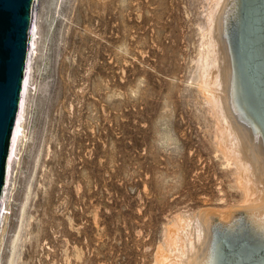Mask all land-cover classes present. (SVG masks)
<instances>
[{
  "label": "rangeland",
  "instance_id": "1",
  "mask_svg": "<svg viewBox=\"0 0 264 264\" xmlns=\"http://www.w3.org/2000/svg\"><path fill=\"white\" fill-rule=\"evenodd\" d=\"M215 2L34 0L35 43L3 199L0 264H165L172 253L180 257L179 248L171 246H183L180 239L191 234L193 219L201 211L213 208L218 217L262 194L263 184L251 165L239 155L237 162L230 147L225 150L238 140L222 131V123L214 124L217 114L210 100L217 87L201 84L206 55L210 72L217 69L218 46L208 39ZM229 21L235 22L232 14ZM213 127L222 128L221 133ZM214 159L220 160L218 165ZM245 183L253 188V196L244 193ZM175 229L180 234L169 241ZM246 238L240 243L251 239Z\"/></svg>",
  "mask_w": 264,
  "mask_h": 264
},
{
  "label": "bare ground",
  "instance_id": "2",
  "mask_svg": "<svg viewBox=\"0 0 264 264\" xmlns=\"http://www.w3.org/2000/svg\"><path fill=\"white\" fill-rule=\"evenodd\" d=\"M142 1V0H141ZM194 1V0H193ZM214 2V0H213ZM210 3V2H209ZM156 5V4H155ZM215 7L214 9L211 11L210 14V21L209 25H211V30L210 31L211 35L209 36L208 39L211 40V42H213V44L215 46H218V49H216L217 51V69L214 72H210V63H209V57L210 56H205V58H203L204 62H203V66H202V71H200L202 74V85H207L209 84V86H213V84L220 89L217 88H212L213 89V93H211V100L214 106V111L215 114H217V116H219V120H221L220 122L217 119V116L215 117V119L218 121H216V123L214 122L215 125H217L219 127V125H223L224 129L222 130V128H217L218 129V133H221L222 131H226L228 132V135H230V137L232 136V140L237 139L238 142L237 144H233L235 147L233 149V145L231 144V142H227L228 147L225 146V150L226 148H229L231 150H233L234 152H236L237 154H235L237 157V159H235L236 161L238 160V155L241 157V161H243L244 163H249V165H251L250 167H252V172L256 178V180H258L259 182H262L263 184V192L262 194L258 195V197L251 199V201H248L249 198H247L246 196H253L252 192H253V188H251V190L248 187V185L246 183H249L246 181V192H244L245 194H247L245 197L248 199L247 202L243 203V204H237L238 206H236L235 208H233L231 211H229L226 214H222L219 215L218 217H216L217 213L216 211L212 212L211 210L213 208H210L211 210H207L208 208L205 207V210L207 211H201V213L198 215L197 213V217H195V219H193V223L192 226L190 227V231L191 234H189V236H183L180 239L183 242V246L185 247L186 245V249L181 246L182 243H177V247L176 245H173L171 247H176L177 249L179 248V252L176 248H173L175 250H177V252L179 253L180 257H183L180 260V257L178 256L179 260H177L178 258L174 257V253H172L173 257L176 258L174 259L172 256V258L167 259V261H165V264H264V0H216L215 2ZM141 6V5H140ZM151 6V5H150ZM191 6V5H190ZM211 6V5H210ZM209 7V6H208ZM189 8V7H188ZM213 8V7H212ZM170 9V8H169ZM209 9V8H208ZM35 10V9H34ZM141 11V10H140ZM177 11V10H176ZM209 11V12H210ZM183 12V11H182ZM147 13V12H146ZM176 13V12H175ZM198 13V12H197ZM141 14V13H140ZM180 14V13H178ZM233 15V18H235V22H231L229 21V15ZM148 15V14H147ZM174 15V14H173ZM141 16V15H140ZM177 16V15H176ZM147 17V16H146ZM152 17V16H151ZM191 17V16H190ZM231 17V16H230ZM160 18V17H159ZM157 19V18H156ZM182 19V18H181ZM188 19V18H187ZM197 19V18H196ZM194 20V19H193ZM231 20V19H230ZM124 21V20H123ZM155 22V21H154ZM170 22V21H169ZM231 22L232 24L229 25V23ZM149 23V22H148ZM164 23V22H163ZM193 23V22H192ZM208 25V26H209ZM162 26V25H161ZM197 26V25H196ZM236 30L235 33H231V31L233 30V28ZM35 21H34V15H32V21H31V27H30V37H29V50H28V58H27V67H26V72H25V77H24V82H23V87H22V94H21V99H20V106H19V112H18V116H17V120L15 123V127H14V133H13V140H12V147H11V153H10V160H9V166H8V173H7V180H6V186H5V192L7 189V185H8V174L10 171V165H11V159L13 156V152H14V146H15V142H16V136L20 130L21 127V119H22V108H23V100H24V94H25V90H26V86L27 85V80H28V66L29 65V57L31 55V50L33 48L34 45V41H33V34H35L34 30H35ZM163 27V26H162ZM181 28V27H180ZM199 28V27H198ZM210 28V27H209ZM232 28V29H231ZM148 29V28H147ZM201 29V28H199ZM188 30V29H187ZM186 30V31H187ZM195 30V29H194ZM205 29H203L204 31ZM230 31V32H229ZM149 32V31H147ZM170 32V31H169ZM202 32V31H201ZM207 32V31H206ZM167 33V32H166ZM183 33V32H182ZM200 33V32H199ZM209 33V32H208ZM207 33V35H208ZM201 34V33H200ZM204 34V33H203ZM170 35V34H169ZM198 35V34H197ZM236 35V36H235ZM182 36V35H181ZM204 36V35H203ZM224 36V37H223ZM235 38L233 39L232 38ZM198 37V36H197ZM202 37V36H201ZM223 37L224 39L222 40ZM152 38V37H151ZM149 39V38H148ZM174 39V38H173ZM200 39V38H198ZM205 39V38H204ZM207 39V40H208ZM145 40V39H144ZM186 40V39H185ZM158 41V40H157ZM166 41V40H165ZM171 41V40H170ZM191 41V40H190ZM206 41V40H205ZM156 42V41H155ZM207 42V41H206ZM154 44V43H153ZM196 44V43H195ZM204 44V43H203ZM183 45V44H182ZM186 45V44H185ZM202 45V44H200ZM209 45V44H208ZM153 46V45H152ZM177 46V45H176ZM197 46V45H196ZM213 46V45H212ZM155 47V46H154ZM153 47V48H154ZM193 47V46H192ZM210 47V46H208ZM214 47V46H213ZM160 48V47H159ZM216 48V47H215ZM215 48H214V54H215ZM34 49V48H33ZM211 49V47H210ZM191 50V49H190ZM212 50V49H211ZM203 51V50H202ZM206 51V50H205ZM152 52V51H151ZM194 52V51H193ZM204 52V51H203ZM208 52V51H207ZM210 52V51H209ZM34 53V52H33ZM144 53V52H143ZM173 53V52H172ZM202 53V52H201ZM208 54V53H207ZM193 55V54H192ZM201 55V54H200ZM147 56V55H146ZM156 56V55H155ZM202 56V55H201ZM32 57V56H31ZM194 58V57H193ZM200 58V57H199ZM144 59V58H143ZM150 59V58H149ZM215 59V58H214ZM190 60V59H189ZM192 60V59H191ZM31 61V59H30ZM194 61V60H193ZM201 62V58L199 60ZM161 63V62H160ZM190 63V62H189ZM202 64V63H200ZM179 66V65H178ZM193 66V64H192ZM185 67V66H184ZM199 67V66H198ZM212 68V67H211ZM215 68V67H214ZM190 69V68H189ZM195 69V67H194ZM213 69V68H212ZM166 70V69H165ZM198 71V70H197ZM196 71V72H197ZM199 72V71H198ZM31 73V72H30ZM172 73V72H171ZM175 73V72H174ZM178 75V74H177ZM185 77V76H184ZM183 77V78H184ZM199 78V77H198ZM29 82V81H28ZM197 83V82H196ZM199 83V84H200ZM181 86V85H180ZM184 86V85H183ZM208 86V85H207ZM206 86V87H207ZM214 86V87H215ZM179 87V86H178ZM177 87V88H178ZM202 87V86H199ZM28 88V87H27ZM176 88V87H175ZM176 88V89H177ZM180 88V87H179ZM179 88L177 90H179ZM210 88V87H209ZM148 89V88H147ZM181 89V88H180ZM185 89V88H184ZM191 89V88H190ZM202 89V88H201ZM208 90V88H206ZM218 90L220 93H217L215 90ZM205 90V89H204ZM184 91V90H183ZM200 91V90H199ZM145 92V91H144ZM175 92V91H174ZM181 92V91H180ZM191 92V91H189ZM206 92V90H205ZM182 93V92H181ZM188 93V91H187ZM176 94V93H175ZM191 94V93H190ZM193 94V92H192ZM205 94V93H204ZM174 95V94H173ZM185 95V94H184ZM183 95V97H184ZM206 95V94H205ZM177 96V95H175ZM180 96V95H179ZM188 96V95H186ZM208 96V95H207ZM178 97V96H177ZM191 97V96H190ZM148 98V97H147ZM187 98V97H185ZM192 98V97H191ZM205 98V97H204ZM210 98V97H209ZM209 98L206 97V99L208 100ZM178 99V98H177ZM176 99V100H177ZM194 99V98H193ZM187 100V99H185ZM190 100V99H189ZM174 101V100H173ZM179 101V100H177ZM183 101V100H182ZM181 101V102H182ZM191 101V100H190ZM193 101V100H192ZM175 102V101H174ZM181 102H177V105ZM188 102V101H187ZM185 103V102H184ZM183 103V104H184ZM191 104V102H189ZM197 103V101H196ZM195 103V105H197ZM182 104V103H181ZM182 104V105H183ZM189 104V105H190ZM200 104V103H199ZM209 104V103H208ZM174 105V104H173ZM186 105V103H185ZM194 105V106H195ZM211 105V104H210ZM188 106V105H187ZM191 106V105H190ZM199 106V105H198ZM197 106V107H198ZM212 106V105H211ZM212 106V107H213ZM185 107V106H184ZM193 107V103L192 106ZM190 107V109H191ZM196 107V108H197ZM200 108H202V106H199ZM189 108V107H188ZM204 108V107H203ZM208 108V107H207ZM210 108V106H209ZM174 109H178V108H174ZM185 109V108H184ZM198 109V108H197ZM206 109V107H205ZM188 110V109H187ZM199 110V109H198ZM177 111V110H176ZM186 111V110H185ZM184 111V112H185ZM189 111V110H188ZM197 111V110H196ZM196 111L194 112V110L192 112L196 113ZM200 111V110H199ZM203 111V109H202ZM211 111V110H210ZM208 110H206V112H210ZM178 112V111H177ZM176 112V113H177ZM180 112V111H179ZM189 112V113H192ZM201 112V111H200ZM199 112V113H200ZM198 113V112H197ZM211 116H212V112ZM182 114V113H181ZM172 115V114H171ZM186 115V113H185ZM184 115V116H185ZM191 115V114H190ZM187 115V116H190ZM194 115V114H193ZM198 115V114H197ZM207 115V114H206ZM203 116V113L202 115ZM210 116V114H209ZM193 117H195L196 119V115H194ZM181 119H183L182 117H180ZM189 118V117H188ZM208 118V116H207ZM211 118V117H210ZM214 118V117H212ZM211 118V119H212ZM193 120H195L194 118H192ZM198 119V118H197ZM196 119V120H197ZM200 119V118H199ZM198 119V120H199ZM175 120V119H174ZM180 120V119H178ZM195 120V121H196ZM206 120V119H205ZM182 122H184V120H181ZM187 121V120H186ZM190 121V119H189ZM192 121V120H191ZM190 121V122H191ZM203 121V120H202ZM207 121V120H206ZM211 120H208V122ZM175 122V121H174ZM178 122V121H177ZM186 123V122H185ZM206 123V122H205ZM174 124H178V123H174ZM180 124V123H179ZM178 124V125H179ZM184 124V123H183ZM183 124H181L180 126H182ZM189 124V123H188ZM202 124V123H201ZM198 123V125H201ZM219 124V125H218ZM190 125V124H189ZM209 125V123H208ZM213 125V124H211ZM220 125V126H221ZM185 126V125H184ZM191 126V125H190ZM193 126V124H192ZM197 126V125H196ZM206 126V124H205ZM186 127V126H185ZM198 127V126H197ZM203 127V126H201ZM210 127V126H209ZM215 127V126H214ZM213 127V128H214ZM184 128V127H183ZM199 128V127H198ZM208 128V127H206ZM214 128V129H216ZM178 129V128H177ZM182 129V128H181ZM190 129V128H188ZM193 129V128H191ZM195 129V128H194ZM210 129V128H208ZM210 132V130H208ZM216 129V131H217ZM197 130V129H196ZM204 130V129H203ZM184 131V129H183ZM191 132V130H189ZM195 131V130H193ZM198 131V130H197ZM196 132V131H195ZM202 132V131H201ZM200 132V133H201ZM209 132L208 136H209ZM215 132V131H213ZM222 132V135L223 133ZM226 132V133H227ZM178 133V132H177ZM182 133V132H181ZM206 133V130H205ZM204 133V137L205 136ZM212 133V130H211ZM20 134V133H19ZM195 135V133H193ZM199 134V133H197ZM216 134V133H215ZM225 134V133H224ZM191 135V134H190ZM213 136L214 133L212 134ZM217 135V134H216ZM221 135V136H222ZM193 136V135H192ZM196 136V135H195ZM207 136V137H208ZM183 137V136H182ZM185 137V136H184ZM198 137V135H197ZM202 137V138H204ZM206 137V138H207ZM210 137V136H209ZM188 138V137H187ZM214 138V137H213ZM221 138V137H218ZM223 138V137H222ZM198 139V138H197ZM216 139V138H215ZM231 139V138H230ZM183 140V139H182ZM192 140V139H191ZM212 140V139H211ZM231 140V141H232ZM236 140V141H237ZM206 141V139H205ZM219 141V140H218ZM226 141V140H225ZM235 141V142H236ZM196 142V141H195ZM193 142V143H195ZM201 142V141H200ZM212 142V141H211ZM210 142V144H211ZM221 142V141H219ZM224 142V141H222ZM221 142V143H222ZM233 142V141H232ZM189 143L188 141L186 142V144ZM215 145V142H212ZM226 143V144H227ZM234 143V142H233ZM183 144V142H182ZM192 144V143H191ZM190 144V145H191ZM198 144V143H197ZM209 144V142H208ZM207 144V145H208ZM192 145H196V144H192ZM213 145V144H211ZM210 145V146H211ZM213 145V146H214ZM220 145V143H219ZM209 146V148L211 149V147ZM218 146V144H217ZM216 146V147H217ZM222 146V144H221ZM188 147V146H187ZM215 147V146H214ZM232 147V148H231ZM186 148V146H185ZM196 148V147H195ZM205 149V147H203ZM206 148H208L206 146ZM213 148V147H212ZM199 149V148H198ZM216 149V148H215ZM222 147H220V151L224 150ZM141 150V149H140ZM176 150V149H175ZM183 150V149H182ZM185 150V149H184ZM190 150V149H189ZM192 150V147H191ZM190 150V151H191ZM212 150V149H211ZM219 150V149H218ZM208 151V149H207ZM216 151V150H215ZM133 152V151H132ZM162 152V151H161ZM192 152V151H191ZM194 152V151H193ZM206 152V150L204 151ZM203 152V153H204ZM219 152V151H218ZM216 152V154L218 153ZM232 152V151H231ZM189 153V152H188ZM187 153V154H188ZM195 153V152H194ZM200 153V152H199ZM221 152H219L218 154H220ZM228 153V151H227ZM233 153V152H232ZM230 153V154H232ZM152 154V153H151ZM181 154V153H180ZM184 154V153H183ZM191 154V153H190ZM198 154V153H197ZM212 154V153H211ZM229 154V155H230ZM156 155V154H155ZM172 155V154H171ZM200 155V154H199ZM198 155V156H199ZM202 155V154H201ZM208 155V152H207ZM206 155V157H207ZM214 155V154H213ZM221 155V154H220ZM168 156V155H167ZM178 156V155H177ZM193 156V155H192ZM191 156V157H192ZM217 156V155H216ZM219 156V155H218ZM223 156V154L221 155ZM174 157V156H173ZM172 157V158H173ZM196 158H199L197 156H195ZM211 156H209L210 158ZM232 157V156H231ZM231 157L229 159H231ZM148 158V157H147ZM177 158V157H176ZM189 158V157H188ZM203 158V155L202 157ZM205 158V156H204ZM208 158V157H207ZM208 158V160H209ZM217 158V157H216ZM225 159V157H222ZM179 159V158H178ZM228 159V160H229ZM233 159V158H232ZM149 160V159H148ZM175 160V159H174ZM177 160V159H176ZM186 160V157H185ZM189 160V159H188ZM199 160V159H198ZM205 160V159H204ZM213 160V159H210ZM215 160V159H214ZM139 161V160H138ZM183 161V160H182ZM191 161V160H190ZM200 161V160H199ZM198 161V162H199ZM216 161V160H215ZM218 161L217 160L216 164L218 165ZM226 161H227V156H226ZM137 162V160H136ZM159 162V161H158ZM177 161L174 162V164ZM197 162V163H198ZM205 162V161H204ZM208 162V161H207ZM230 162V161H229ZM232 162V160H231ZM230 162V163H231ZM239 162V161H237ZM180 164V161L178 162ZM192 163V162H191ZM209 163V162H208ZM225 163V162H224ZM228 163V162H227ZM229 163V164H230ZM178 164V165H179ZM189 164V163H188ZM187 164V165H188ZM204 164V163H203ZM202 164V165H203ZM221 164V163H220ZM228 164V165H229ZM241 164V163H239ZM239 164H236V167L239 166ZM183 165V164H181ZM225 165V164H224ZM233 165V164H232ZM180 166V165H179ZM201 166V165H200ZM204 166V165H203ZM214 166V165H213ZM220 166V165H219ZM234 166V165H233ZM184 167V166H183ZM196 168V166H194ZM244 167V166H243ZM180 168V167H179ZM191 168V166H190ZM213 168V167H210ZM218 168V167H216ZM240 168V166H239ZM238 168V169H239ZM176 169V168H174ZM194 169V168H193ZM197 169V168H196ZM200 169V168H199ZM198 169V170H199ZM209 169V167H208ZM215 169V168H214ZM220 169V168H218ZM222 169V168H221ZM236 169V170H238ZM181 170V169H180ZM204 170V168H203ZM243 169V173H244ZM248 170V169H247ZM129 171V170H128ZM151 171V170H150ZM177 171V170H176ZM173 172L174 173H176ZM192 171V170H191ZM194 171V170H193ZM211 171V170H210ZM219 171V170H218ZM225 171V170H224ZM227 171V169H226ZM231 171V170H230ZM242 171V166H241V170ZM157 172V171H156ZM199 172V171H198ZM197 172V173H198ZM209 172V171H207ZM214 172V171H213ZM222 172V171H221ZM192 173V172H191ZM212 173V172H211ZM230 173V172H229ZM233 173V172H231ZM239 173V172H238ZM238 173L234 174L238 176ZM242 173V172H241ZM242 173V174H243ZM180 174V173H179ZM178 174V175H179ZM185 174V172H184ZM196 174V173H195ZM205 174V173H204ZM210 174V173H209ZM224 174V173H222ZM221 174V175H222ZM150 175V174H149ZM163 175V174H162ZM175 175V174H174ZM199 175V173H198ZM215 175L216 172H215ZM214 175V176H215ZM225 175V174H224ZM223 175V176H224ZM240 175V173H239ZM134 176V175H133ZM155 176V175H154ZM181 176V174H180ZM178 176V178L180 177ZM229 176H231V174H229ZM247 176V175H246ZM191 177V176H190ZM196 177V176H195ZM199 177V176H198ZM243 177V176H242ZM174 178V177H173ZM177 178V179H178ZM194 178V177H193ZM216 179L215 177H212ZM222 178V176H221ZM231 178V177H229ZM228 178V179H229ZM233 178V177H232ZM235 178V177H234ZM176 179V178H175ZM184 179V177H183ZM196 179V178H195ZM209 179V178H208ZM238 180V182H240L239 178H236ZM171 180V179H170ZM174 180V179H173ZM180 180V179H179ZM197 180H200L199 178ZM217 181L220 179H216ZM215 180V181H216ZM222 180V179H221ZM227 180V178H226ZM225 180V181H226ZM245 180V179H244ZM195 181V180H194ZM202 181V180H201ZM205 181V180H203ZM214 181V180H213ZM216 181V182H217ZM228 181V180H227ZM226 181V183H227ZM235 181V180H234ZM233 180L231 182H234ZM175 182V181H174ZM180 183V181H178ZM211 182V181H210ZM223 182V181H221ZM252 182V181H251ZM195 183V182H194ZM225 186H228L229 184ZM242 184H244V182H241ZM172 184V183H171ZM178 184V183H177ZM186 184V183H185ZM193 184V182H192ZM204 184V183H203ZM217 184V183H216ZM234 184V183H233ZM236 184V183H235ZM209 185V184H208ZM214 185V184H213ZM220 185V184H218ZM232 185V184H231ZM254 185V184H253ZM159 186V185H158ZM191 186V185H190ZM193 186V185H192ZM222 186V184H221ZM236 186H238V184H236ZM242 186V185H241ZM199 187V185H198ZM204 187V186H203ZM230 188V186H228ZM227 187V189H228ZM174 188V187H173ZM182 188V187H181ZM200 188V187H199ZM211 188V186H210ZM225 188V187H224ZM233 188V187H231ZM235 188V187H234ZM239 188V187H238ZM127 189V188H126ZM169 189V188H168ZM180 189V188H178ZM241 191V187L239 188ZM245 189V188H244ZM172 190V189H171ZM199 190V189H198ZM222 190V189H220ZM232 189H230L229 191H231ZM243 190V188H242ZM177 191V190H176ZM184 191H186L184 189ZM197 191V190H196ZM203 191V190H202ZM228 191V193H229ZM251 191V193H250ZM208 192V191H207ZM213 192V190L211 191ZM222 192V191H221ZM226 192V191H225ZM237 192V191H234ZM224 193V192H222ZM231 193V192H230ZM229 193V194H230ZM243 193V195H244ZM148 194V193H147ZM203 194V193H202ZM219 194V193H218ZM217 194V195H218ZM225 194V193H224ZM235 194V193H234ZM233 194V195H234ZM238 194V193H236ZM256 194V193H255ZM254 194V195H255ZM131 195V194H130ZM143 195V194H142ZM155 195V194H154ZM176 195V194H175ZM189 195V194H188ZM187 195V196H188ZM197 195V193H196ZM201 195V193H200ZM208 195V194H207ZM212 195V194H211ZM240 195V194H239ZM238 195V196H239ZM206 196V195H205ZM216 196V195H215ZM222 196V195H221ZM220 196V197H221ZM231 196V195H230ZM4 197H5V193H4ZM186 197V196H185ZM184 197V198H185ZM194 197V196H193ZM196 197V196H195ZM218 196V199H221ZM175 198V197H174ZM180 198V197H179ZM183 198V197H182ZM181 198V199H182ZM205 198H209V197H205ZM217 198V197H214ZM224 198V197H223ZM222 198V199H223ZM232 199H234L231 196ZM242 198V197H240ZM134 199V198H133ZM173 199V198H172ZM195 199V198H194ZM231 199V200H232ZM237 199V198H236ZM260 199V200H259ZM176 200V199H175ZM207 200V199H205ZM211 200V199H210ZM226 200V199H225ZM224 200L223 203H226V201ZM246 200V199H245ZM259 200V201H258ZM4 201V200H3ZM184 201V199L182 200ZM201 201V200H200ZM199 201V202H200ZM215 201V200H214ZM217 201V200H216ZM228 201V200H227ZM177 202V201H176ZM192 202V201H191ZM190 202V203H191ZM202 202V201H201ZM212 202V201H211ZM169 203V202H168ZM208 203V202H207ZM210 203V202H209ZM213 203V202H212ZM216 203V202H215ZM222 203V202H221ZM155 204V203H154ZM157 204V203H156ZM178 204V203H175ZM230 204V203H229ZM236 205V204H235ZM146 206V205H145ZM168 206V205H167ZM233 206V204H232ZM177 207V206H175ZM179 207V206H178ZM211 207V206H210ZM213 207V206H212ZM204 208V207H203ZM215 208V207H214ZM218 208V206H217ZM136 210V209H135ZM215 210V209H214ZM218 211L221 212V210L217 209ZM177 211V210H176ZM188 211V210H187ZM192 211V210H191ZM223 211V210H222ZM179 212V211H178ZM177 212V213H178ZM219 212V213H220ZM181 213V212H180ZM195 214V215H196ZM216 214V215H215ZM177 215V214H176ZM175 215V216H176ZM185 215V214H184ZM162 216V215H161ZM183 216V215H182ZM181 216V217H182ZM148 217V216H147ZM179 219V216H176ZM191 217V216H190ZM189 217V218H190ZM162 218V217H161ZM183 218V217H182ZM188 218V217H186ZM193 218V217H192ZM181 219V218H180ZM185 219V218H183ZM177 220V218H176ZM128 221V220H127ZM173 221V220H172ZM179 221V220H178ZM182 221V219H181ZM183 222H187V221H183ZM182 222V223H183ZM189 222L191 223V221L189 220ZM157 223V222H156ZM176 224V221L174 222ZM188 223V222H187ZM180 224V223H179ZM178 224V225H179ZM186 224V223H185ZM170 225V224H169ZM181 225V224H180ZM183 226H181V228H184V224H182ZM187 226H190L189 223ZM172 227V226H171ZM175 227V226H174ZM173 227V228H174ZM170 228V227H169ZM168 228V229H169ZM179 227V229H181ZM186 228V227H185ZM151 229V228H150ZM149 229V230H150ZM172 229V228H171ZM178 229V231L175 232L176 235L173 236L172 234L170 236H173L172 238L169 239L170 240H174L177 234H180V230ZM186 230V229H185ZM188 230V229H187ZM173 231V232H172ZM172 233H174V229L171 230ZM170 232V233H171ZM189 233V231H187ZM168 233V232H167ZM175 234V233H174ZM178 234V235H179ZM184 234V233H183ZM181 234V235H183ZM180 235V236H181ZM168 236V235H167ZM169 236V237H170ZM179 236V237H180ZM158 237V236H157ZM242 237H247L248 240L249 238L252 239V241H245L244 243H240L242 239ZM246 238V239H247ZM166 239V237H165ZM147 240V239H146ZM154 240V239H153ZM178 240V239H177ZM175 240V241H177ZM180 240H178L180 242ZM168 241V240H167ZM113 242V241H112ZM166 242V241H165ZM174 242V241H172ZM172 242L170 244H172ZM169 243V242H168ZM175 243V242H174ZM167 244V243H166ZM185 244V245H184ZM170 248V245H168ZM167 247V246H166ZM147 248V247H146ZM162 248V246H161ZM184 248V249H183ZM111 249V248H110ZM171 249V248H170ZM160 250V249H159ZM165 250V249H164ZM163 250V251H164ZM167 251V250H166ZM174 251V250H173ZM170 251V252H173ZM161 252V251H160ZM165 252V251H164ZM176 252V251H174ZM146 253V252H145ZM151 253V252H150ZM157 253V252H156ZM166 253V252H165ZM162 254V253H161ZM167 254V253H166ZM176 254V253H175ZM149 255V254H148ZM158 255V254H157ZM168 255V254H167ZM171 255V254H169ZM168 255V256H169ZM178 255V254H177ZM163 256V255H162ZM161 257V256H160ZM132 258V257H131ZM158 258V257H156ZM155 258V259H156ZM166 258H168L166 256ZM139 259V258H138ZM149 259V258H148ZM159 260V259H158ZM157 260V261H158ZM165 260V259H164ZM156 261V260H155ZM177 261V262H175ZM163 262V260H162ZM114 263V262H113ZM163 264V263H161Z\"/></svg>",
  "mask_w": 264,
  "mask_h": 264
},
{
  "label": "water",
  "instance_id": "3",
  "mask_svg": "<svg viewBox=\"0 0 264 264\" xmlns=\"http://www.w3.org/2000/svg\"><path fill=\"white\" fill-rule=\"evenodd\" d=\"M34 0H0V219L27 67Z\"/></svg>",
  "mask_w": 264,
  "mask_h": 264
}]
</instances>
